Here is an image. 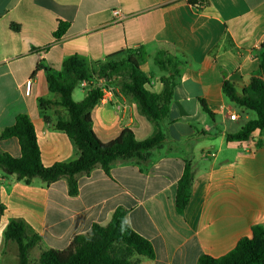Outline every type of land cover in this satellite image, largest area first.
Masks as SVG:
<instances>
[{
	"label": "crops",
	"instance_id": "crops-1",
	"mask_svg": "<svg viewBox=\"0 0 264 264\" xmlns=\"http://www.w3.org/2000/svg\"><path fill=\"white\" fill-rule=\"evenodd\" d=\"M203 2L0 0V147L13 157H21L18 139H1V134L20 114L34 125L44 166L78 157L67 134L52 127L60 117L68 118L67 110L40 105L41 99L59 100L49 89L48 76L58 75L67 58L78 55L95 63L139 50L141 70L152 75L148 89L156 94L163 90L164 72L155 58L166 53L184 62L169 115L160 124L166 139L145 160L120 159L108 172L97 167L81 175L76 196L69 194L65 180L28 185L0 169V234L10 221L20 220L29 233L41 237L38 254L65 249L94 224L107 225L122 207L131 228L155 251L153 259L137 256L139 264H197L202 255L228 254L242 238L252 236L254 226L264 225V130L249 141L229 142L228 134L238 133L254 118L223 93L225 81L242 91L259 69L264 0ZM60 22L68 29L56 40ZM91 118L95 134L105 143L125 129L138 141L158 132L137 101L118 89L92 109ZM188 160L194 179L189 203L180 214L177 185ZM7 247L18 262L17 246L0 240V263L8 264Z\"/></svg>",
	"mask_w": 264,
	"mask_h": 264
},
{
	"label": "trees",
	"instance_id": "trees-1",
	"mask_svg": "<svg viewBox=\"0 0 264 264\" xmlns=\"http://www.w3.org/2000/svg\"><path fill=\"white\" fill-rule=\"evenodd\" d=\"M194 6L204 4L203 0H189ZM12 28L19 31L20 26ZM68 24L60 22L53 36L56 40L66 34ZM226 41H230L229 34ZM139 50L128 49L105 61L90 63L85 58L74 55L63 62L58 75L49 74L50 91L59 96V100L41 99L40 105L46 109L57 105L67 110L68 118L60 117L52 123L53 129L62 131L73 141L78 157L69 162H58L50 167L43 165L37 143L35 128L26 114L16 117L13 125L6 127L1 139L17 138L21 147V157L16 158L0 147V169L6 177L31 185L39 180L43 185L65 180L71 196L79 193L78 179L101 167L105 172L112 163L120 159L139 158L145 160L146 154L162 146L166 139L160 124L168 117L173 100L174 88L182 74L184 62L176 56L162 53L155 58L158 68L164 72L161 77L163 90L156 94L148 89L151 74L140 68ZM105 79L123 95L137 101L142 114L158 126L155 136L138 141L131 129H125L111 142H102L93 130L92 109L103 99L99 87H91L86 97L80 101L74 99V92L83 80ZM223 93L235 105L250 110L256 118L249 120L241 131L228 134L229 142H245L254 138L257 131L264 130V43L261 46L260 66L242 91H238L230 81L223 83ZM203 110L212 116V112L202 102ZM46 120L50 123L49 119ZM262 141L257 142L261 146ZM194 179L191 161H187L182 177L178 181L176 209L184 213L190 197ZM4 207L0 206V219ZM128 211L118 208L107 225L94 224L91 229L77 235L65 249L41 250L36 264H139L137 256L153 259L155 251L152 244L137 234L127 221ZM5 244L13 242L18 248V263L33 264L31 251L41 243V237L29 233L20 220H12L4 230ZM197 264H264V225L253 227L252 236L242 238L228 254L214 258L202 255Z\"/></svg>",
	"mask_w": 264,
	"mask_h": 264
},
{
	"label": "built area",
	"instance_id": "built-area-1",
	"mask_svg": "<svg viewBox=\"0 0 264 264\" xmlns=\"http://www.w3.org/2000/svg\"><path fill=\"white\" fill-rule=\"evenodd\" d=\"M114 15L117 18L121 16V10L120 9L115 10ZM31 84H32V81L29 80L27 82V87L29 88V90H30ZM79 87L85 92H87L91 87H99L104 94L102 101L105 100L108 95H111L117 91V88L110 85L105 79H96V78L89 79V80H83L79 84ZM230 117L231 119L235 120L237 118V115L231 114Z\"/></svg>",
	"mask_w": 264,
	"mask_h": 264
},
{
	"label": "rangeland",
	"instance_id": "rangeland-1",
	"mask_svg": "<svg viewBox=\"0 0 264 264\" xmlns=\"http://www.w3.org/2000/svg\"><path fill=\"white\" fill-rule=\"evenodd\" d=\"M84 90H82L80 87H78L76 90H75V93H74V99L77 100V101H80L82 99V96L84 95ZM250 114H251V117L252 118H256V114L252 111H250ZM0 240L1 241H4V235L3 234H0ZM10 244H14V248L15 246H17L15 243L13 242H10ZM13 246V245H12ZM11 247H7V249H5L8 253H10ZM39 254H38V251L35 250V248L31 251V258H32V261H33V264H36V260L38 258ZM13 257V255L10 253L9 254V257L7 258V262L8 264H19ZM1 264V263H0Z\"/></svg>",
	"mask_w": 264,
	"mask_h": 264
}]
</instances>
